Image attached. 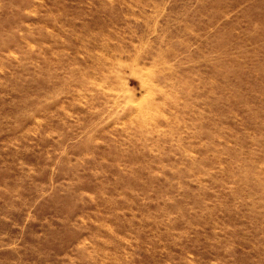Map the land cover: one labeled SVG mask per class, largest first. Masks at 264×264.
<instances>
[{"label": "rangeland", "instance_id": "1", "mask_svg": "<svg viewBox=\"0 0 264 264\" xmlns=\"http://www.w3.org/2000/svg\"><path fill=\"white\" fill-rule=\"evenodd\" d=\"M0 264H264V0H0Z\"/></svg>", "mask_w": 264, "mask_h": 264}]
</instances>
